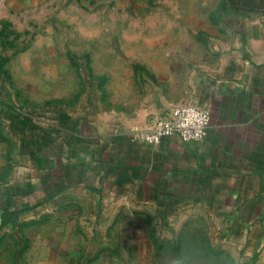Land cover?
Here are the masks:
<instances>
[{"label": "rangeland", "instance_id": "1", "mask_svg": "<svg viewBox=\"0 0 264 264\" xmlns=\"http://www.w3.org/2000/svg\"><path fill=\"white\" fill-rule=\"evenodd\" d=\"M263 11L264 0H0V264H264V241L224 232L203 205L94 217L91 194H51L28 151L30 133L67 113H160Z\"/></svg>", "mask_w": 264, "mask_h": 264}, {"label": "crops", "instance_id": "2", "mask_svg": "<svg viewBox=\"0 0 264 264\" xmlns=\"http://www.w3.org/2000/svg\"><path fill=\"white\" fill-rule=\"evenodd\" d=\"M245 24L215 64L195 70L175 99L160 101V113H67L30 133L42 184L51 194H91L94 217H177L203 205L224 220V232L263 242L264 11ZM184 101L209 109L204 137L129 139L131 125H149Z\"/></svg>", "mask_w": 264, "mask_h": 264}, {"label": "built area", "instance_id": "3", "mask_svg": "<svg viewBox=\"0 0 264 264\" xmlns=\"http://www.w3.org/2000/svg\"><path fill=\"white\" fill-rule=\"evenodd\" d=\"M209 119L210 112L206 106L186 101L174 105L167 113L157 115L149 125H131L129 139L157 143L164 136L178 135L182 140H198L205 136Z\"/></svg>", "mask_w": 264, "mask_h": 264}]
</instances>
